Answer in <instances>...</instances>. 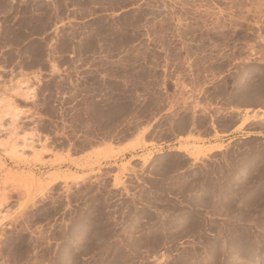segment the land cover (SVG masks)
<instances>
[{
  "label": "rangeland",
  "instance_id": "obj_1",
  "mask_svg": "<svg viewBox=\"0 0 264 264\" xmlns=\"http://www.w3.org/2000/svg\"><path fill=\"white\" fill-rule=\"evenodd\" d=\"M0 264H264V0H0Z\"/></svg>",
  "mask_w": 264,
  "mask_h": 264
}]
</instances>
